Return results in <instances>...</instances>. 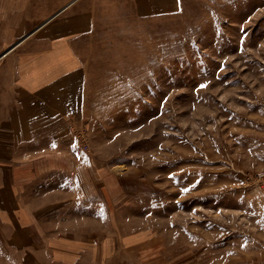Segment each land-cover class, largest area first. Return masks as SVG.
I'll list each match as a JSON object with an SVG mask.
<instances>
[{
    "label": "rangeland",
    "instance_id": "rangeland-1",
    "mask_svg": "<svg viewBox=\"0 0 264 264\" xmlns=\"http://www.w3.org/2000/svg\"><path fill=\"white\" fill-rule=\"evenodd\" d=\"M157 1L174 12L112 0L89 44L86 117L44 182L60 253L0 239V264H210L264 232V0Z\"/></svg>",
    "mask_w": 264,
    "mask_h": 264
},
{
    "label": "crops",
    "instance_id": "crops-1",
    "mask_svg": "<svg viewBox=\"0 0 264 264\" xmlns=\"http://www.w3.org/2000/svg\"><path fill=\"white\" fill-rule=\"evenodd\" d=\"M50 1L0 0V239L12 255L60 253L47 229L64 195L44 184L64 173L63 150L84 123L89 44L113 11L112 0ZM144 5L147 17L174 12ZM228 244L210 264H264V232Z\"/></svg>",
    "mask_w": 264,
    "mask_h": 264
},
{
    "label": "built area",
    "instance_id": "built-area-1",
    "mask_svg": "<svg viewBox=\"0 0 264 264\" xmlns=\"http://www.w3.org/2000/svg\"><path fill=\"white\" fill-rule=\"evenodd\" d=\"M71 128H74V126H71ZM257 178L263 181V185L261 186V188L263 189L264 192V171L258 172Z\"/></svg>",
    "mask_w": 264,
    "mask_h": 264
},
{
    "label": "snow or ice",
    "instance_id": "snow-or-ice-1",
    "mask_svg": "<svg viewBox=\"0 0 264 264\" xmlns=\"http://www.w3.org/2000/svg\"><path fill=\"white\" fill-rule=\"evenodd\" d=\"M202 87H203V85H202Z\"/></svg>",
    "mask_w": 264,
    "mask_h": 264
}]
</instances>
